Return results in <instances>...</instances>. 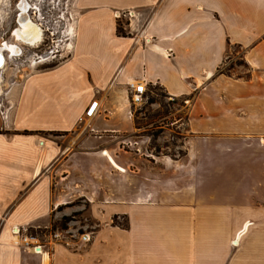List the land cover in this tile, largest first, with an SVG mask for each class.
Here are the masks:
<instances>
[{"label":"crops","instance_id":"0c3cea01","mask_svg":"<svg viewBox=\"0 0 264 264\" xmlns=\"http://www.w3.org/2000/svg\"><path fill=\"white\" fill-rule=\"evenodd\" d=\"M76 5L63 61L0 70V264H264V169L239 167L264 158V0ZM232 46L245 75L221 70ZM137 81L187 101L183 155L141 133ZM75 208L89 242L51 228ZM15 226L48 232L40 252L13 242Z\"/></svg>","mask_w":264,"mask_h":264},{"label":"rangeland","instance_id":"374dc122","mask_svg":"<svg viewBox=\"0 0 264 264\" xmlns=\"http://www.w3.org/2000/svg\"><path fill=\"white\" fill-rule=\"evenodd\" d=\"M26 1V0H24ZM26 13L31 21L41 30V39L34 45L18 39L14 35L20 14L21 0H0V47L4 43L16 46V52L3 49L4 64L2 72L26 73L34 70L51 68L63 61L72 49L73 29L76 26L78 8L76 0H27ZM73 36V37H72ZM237 47H231V54L222 66L223 72L234 71L238 75H245L247 67L240 54L235 52ZM181 97L169 96L160 85L146 87L142 103H135L130 96V103L136 112L143 111L144 116L137 119L141 133L150 137L153 152L163 151L170 156H181L184 148L181 146V128L175 119L182 114L180 105L186 103ZM260 151L251 150L241 160L239 167H261L264 169V158ZM221 169L223 163H215ZM235 163H226L225 169L236 168ZM85 219L75 208L68 216H63L52 225V229H67L72 238L78 242L79 234L92 228L85 224ZM117 224L126 226V220L116 219ZM32 235L43 237L44 229L28 230ZM90 232V231H89Z\"/></svg>","mask_w":264,"mask_h":264},{"label":"built area","instance_id":"2783aa9c","mask_svg":"<svg viewBox=\"0 0 264 264\" xmlns=\"http://www.w3.org/2000/svg\"><path fill=\"white\" fill-rule=\"evenodd\" d=\"M125 14V13H123ZM127 14H130L129 11H127ZM116 17H120V13L116 14ZM129 90H130V96L133 102L135 103H142L145 97L146 93V85L143 82H133L129 84ZM97 101H92L89 105L88 110L86 111V115H89L92 113V111L96 108ZM2 103L0 101V113L3 114L2 111ZM82 117L79 118L81 120ZM104 152V151H103ZM12 236H13V242L14 243H22L23 245L32 248L35 252H40V249L42 245L38 243V238L36 235H32L28 232V230L25 227H13L12 229ZM51 236L56 238L59 236V232L54 231L51 233ZM79 239L86 243L91 240V233L90 232H82L79 234ZM38 249V250H37Z\"/></svg>","mask_w":264,"mask_h":264},{"label":"bare ground","instance_id":"6f19581e","mask_svg":"<svg viewBox=\"0 0 264 264\" xmlns=\"http://www.w3.org/2000/svg\"><path fill=\"white\" fill-rule=\"evenodd\" d=\"M27 1V0H26ZM24 0H21V3L19 4V18H18V28L14 29V35L25 42H27L30 45H34L33 43H37L41 39V33L40 28L34 24L29 16L26 13L27 8V2ZM16 46H14L12 43H4L3 46L0 47V68H2L4 64V54L3 49L16 52L15 49ZM114 165V164H113ZM118 168V167H117ZM38 250V249H37Z\"/></svg>","mask_w":264,"mask_h":264},{"label":"trees","instance_id":"16d2710c","mask_svg":"<svg viewBox=\"0 0 264 264\" xmlns=\"http://www.w3.org/2000/svg\"><path fill=\"white\" fill-rule=\"evenodd\" d=\"M117 32L120 33V34H123V33H124L123 30H122V28L120 27L119 24H118V26H117ZM113 222H114V223L116 222V218H115V217L113 218Z\"/></svg>","mask_w":264,"mask_h":264},{"label":"flooded vegetation","instance_id":"af4514ba","mask_svg":"<svg viewBox=\"0 0 264 264\" xmlns=\"http://www.w3.org/2000/svg\"><path fill=\"white\" fill-rule=\"evenodd\" d=\"M40 30V29H39ZM40 33H41V30H40Z\"/></svg>","mask_w":264,"mask_h":264}]
</instances>
